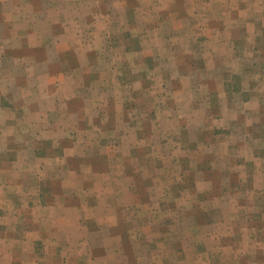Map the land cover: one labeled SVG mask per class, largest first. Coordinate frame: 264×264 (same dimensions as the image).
Listing matches in <instances>:
<instances>
[{
  "label": "rangeland",
  "instance_id": "1",
  "mask_svg": "<svg viewBox=\"0 0 264 264\" xmlns=\"http://www.w3.org/2000/svg\"><path fill=\"white\" fill-rule=\"evenodd\" d=\"M45 2L59 23L44 26L49 47L34 55L49 58L53 71L37 73L36 84L18 80L17 92L9 81L7 92L17 101L5 99L0 109V264H232L221 250L241 245L249 251L248 238L222 233L244 228L240 217L254 218L264 207L263 192L252 201L264 183V0L257 2L261 11L251 9L254 17L243 12L242 23L250 20L260 30L242 33L238 49L221 48L218 33L202 35L205 27H221L218 16L190 15L187 21L184 11H174L181 6L177 0ZM202 2L213 10L220 5ZM191 37L190 56L215 59L206 71L224 79L225 97L200 81L192 82L188 97L173 93L177 79L137 80L140 68L153 74L159 55L170 57L174 43ZM56 40L64 42L59 54ZM179 53L183 59L185 52ZM60 65L57 86L52 73ZM141 85L143 109L130 94ZM74 92L82 110L66 114V125L76 118L89 125L102 120L105 128L32 124L29 108L42 101L54 120L63 99L73 105ZM221 101L222 108L244 110L225 118L248 129L241 138L231 136L234 124L230 130L218 126L217 112L208 111ZM127 104L132 109H124ZM172 106L178 112L170 113Z\"/></svg>",
  "mask_w": 264,
  "mask_h": 264
},
{
  "label": "crops",
  "instance_id": "2",
  "mask_svg": "<svg viewBox=\"0 0 264 264\" xmlns=\"http://www.w3.org/2000/svg\"><path fill=\"white\" fill-rule=\"evenodd\" d=\"M35 1V6H34ZM48 1V0H47ZM180 1L181 6H177L174 11L179 14L184 13L187 14V21L190 19V15H199L200 17L205 16L206 19H208L211 16H218L214 17V19L218 22L219 20L222 22L221 27L216 28L214 24V28L210 30L211 27H205L204 32L202 33L207 35L209 37L210 32L218 33L219 34V45L222 47H230L232 49L239 48V42L238 40L242 41L245 40L246 35H242V33L248 32V34H253L254 31L260 30L259 28H256L255 25L250 24L252 21H245V23H242L241 16H243V12H247L248 17H254V13L252 14V8L255 12L261 11L258 8L257 2H262V0H216L220 2V5H216L215 10L213 8L211 9L210 3L205 4L202 2V0H177ZM194 1L201 2L198 4ZM39 3V5H38ZM32 5V6H31ZM31 6L32 9L29 7ZM209 7V10H208ZM179 9V10H178ZM249 10V11H248ZM193 11H196L194 14ZM53 11L50 9L49 4L45 2V0H0V109H2L1 105L3 100H7L11 103L10 105H15L16 99L13 98L12 93L10 94L7 92V84H9V81H15L13 83V92H17L18 90V84L17 81H29L30 83H35L39 79V75L37 73L43 72V70L53 71V67L50 65L49 58H46L44 56L43 58L36 57L34 53L41 52L42 49L49 47L47 38H43L42 31L44 26L46 28H53L54 25H57L59 23V20L55 21L51 19V13ZM41 14L44 15L45 19H41ZM246 16V17H247ZM178 17V15H177ZM186 18V16H185ZM230 23H233V25H230ZM187 22H185V25ZM190 24V23H189ZM176 25V24H175ZM179 25V24H178ZM180 26V25H179ZM262 26V24H261ZM60 27H63L62 24H60ZM196 26H192L190 28V32H193ZM262 33L264 28L261 27ZM232 29V32L229 31ZM177 30V29H175ZM234 33L233 36L228 35V33ZM221 33H224V36L221 35ZM186 37L189 36V32L186 33ZM193 34V33H192ZM237 34V35H236ZM249 38V37H247ZM217 40V41H218ZM186 42L174 43L172 46V53L170 54V57H164L162 55H159L160 57H157L156 61H154V68H153V74H150L148 72H145V69H141L137 72L136 78L141 82L142 80L148 81L149 79H152L149 75L153 76V79L159 81H168V80H176L178 82V86H176L177 91H173V93L178 96L186 95L188 97L192 96L194 93L193 81H200L202 82V85L207 91H217L218 95H224L225 97V88H223L224 84L222 83L224 81L223 78L216 77L214 75H211L206 71V69L210 66L215 65V59H208V62H205L203 59H199V61H195L196 58L190 56L192 52L195 49L194 46V39L193 37L185 38ZM52 42V41H51ZM49 42V43H51ZM61 41H55L57 54L60 50V47H62ZM192 43V44H191ZM217 43V42H216ZM196 44H199L198 48L201 50H204V43L203 42H197ZM255 47V46H254ZM161 51V49H159ZM19 51H22L21 53ZM176 51V53L174 52ZM185 52V57L181 59L179 52ZM31 53V54H30ZM35 57V58H34ZM18 60V62H14V60ZM28 59H32V62L27 61ZM168 59L167 62H165ZM60 60V59H59ZM232 65H236L235 59L231 60ZM205 62V63H204ZM221 63H224L223 60ZM229 63V62H228ZM139 64V63H138ZM201 64V65H200ZM225 64V63H224ZM199 65V66H198ZM23 66L25 68H28V72H25V69H22ZM56 72H53L52 75L55 77V85H59V81H61V78H59L58 73L60 74L62 71V65L56 67ZM70 69V68H69ZM33 70V71H32ZM77 69L75 68L73 72L76 74ZM21 71V76L17 77V74ZM35 71V72H34ZM61 71V72H58ZM68 78L69 76L66 75L65 78ZM63 78V79H65ZM152 79V80H153ZM73 78L70 80H64L65 84L72 83ZM184 82V84L182 83ZM74 83H76V79L74 80ZM181 83V84H180ZM212 83V84H210ZM11 84V83H10ZM142 86V85H141ZM135 88L132 92H130L131 95H133V99L137 100V107L143 109L145 107V104L143 106V102H140V96L143 93V90L146 89L145 87ZM175 86V83H174ZM251 86V82H250ZM251 88V87H250ZM75 88L73 87V91ZM254 91V89H252ZM224 91V92H223ZM149 94L154 96L155 89L148 90ZM259 93V92H258ZM145 94V93H144ZM143 94V95H144ZM146 95V96H147ZM65 98V97H64ZM72 98L74 99L73 105L68 104L66 100H62V106L57 107L56 115L54 116V120H51L49 118V111L48 108H44V103L42 101L38 102L36 106H32V108H29L28 110L32 112L31 114V121L35 120L32 124H36L38 127H44L49 128L51 124V129H54L55 127V121L58 123V126L62 123H64V126H69L72 128H76V125L78 129L87 128V127H99L98 124H101L100 128H105L103 126L104 121H100V123L97 122V120L93 124H84L82 122L77 121L76 118L70 122L68 125H66L65 115L68 114L72 117V115L79 114L82 109L78 110L76 109V93H73ZM70 100V98H69ZM131 103V102H130ZM127 104L123 108L124 109H132V107H129ZM208 106V111L213 112L216 111L214 116L217 120L218 126L227 127L229 130L231 126L234 124V122L231 123L228 120L226 122V116H241L239 112L244 110H239V108L235 107H229V108H222L223 104L222 101L220 102V106L217 107V109H211ZM168 108V107H167ZM254 108V106H253ZM154 109V106H153ZM161 107L157 106L155 110H160ZM229 109V111L227 110ZM256 109V107H255ZM50 110V109H49ZM227 110V111H226ZM193 111L191 105L189 104V108H187V113ZM170 113H176L178 112L176 108H173V106L169 109ZM222 113V114H221ZM228 113V114H227ZM217 115V116H216ZM38 118H37V117ZM64 116V120H63ZM77 116V115H76ZM75 116V117H76ZM30 121V122H31ZM30 122H27L29 124ZM82 123V125H81ZM226 125V126H225ZM245 125V124H244ZM236 124L233 125L234 131H231V136H239L241 138L242 136V130H248L246 128H236ZM128 129L131 127L128 125ZM251 128V127H250ZM239 129V131H237ZM241 134V136H240ZM228 136V139L229 135ZM97 143L100 144V141H97ZM248 158V157H247ZM257 156H249V161L258 159ZM206 159V158H205ZM264 159V158H262ZM192 163V159H190ZM193 165V164H192ZM258 167V166H257ZM255 167L253 170L259 171V169ZM264 175V174H263ZM255 192V196L252 197V201L256 197H258V193L264 194V183L261 184L260 189L255 188L253 190ZM257 192V193H256ZM240 222L242 223L240 226L244 228H238L229 230L230 227H226L223 231V235L230 236L232 235L235 240H242L244 237L248 238L250 240L249 246L251 247L248 250L242 249L241 245L235 246L233 250H221L222 256L229 261L232 262V264H238V260L246 259L249 261V263H253L255 260V264H258V260L261 261V257L264 255V248L261 247L264 244V207H261L260 214H257L254 218H249V220L243 221V219L240 217ZM222 226L227 225V218H222V221L219 222ZM245 226H250L245 227ZM224 253V254H223ZM212 255V254H211Z\"/></svg>",
  "mask_w": 264,
  "mask_h": 264
}]
</instances>
